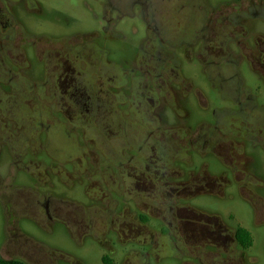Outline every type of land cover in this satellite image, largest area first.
<instances>
[{
	"label": "flooded vegetation",
	"instance_id": "obj_1",
	"mask_svg": "<svg viewBox=\"0 0 264 264\" xmlns=\"http://www.w3.org/2000/svg\"><path fill=\"white\" fill-rule=\"evenodd\" d=\"M15 1L20 0H0V27L3 31L13 30ZM148 1L130 0L129 4L139 5L141 14L149 17V23L153 22V36L149 37L145 32L140 40V59L135 61L138 57L136 51L124 57L114 64L118 67L117 74H114L110 70L113 62L109 63L106 52L101 50L106 54L101 61L106 63V70H103L102 81L97 84L91 80L87 84L83 82L81 76L86 72H79L77 59H70L73 50L69 45L65 49L66 58L53 64L58 70L47 75L49 78L44 76L45 79L38 85H30L20 72V65L17 64L16 70L5 65L2 55L12 62L8 55L15 52L11 43L15 33L0 31V84L4 82L2 76H8L5 81L7 89H0V109L6 111L5 115H17L18 118H13L25 125L13 134L0 121V153L12 154L7 163V176L15 181L19 174L25 175L30 181L36 180L41 188L46 183L41 179L47 181L56 175L61 178L62 175L73 174L75 178L76 173L84 169V164H75L67 158H59L56 163L49 164L45 162L46 155L38 164L28 157L24 160L30 146L29 139L35 136L34 129L30 130L34 121L29 119V109L33 107L38 109L35 118L44 135V152L51 149L46 133L52 125H58L66 139L73 137L71 130L65 129L62 124L53 121L46 124L48 114L38 104L36 107L31 105V98L27 95L29 89L34 86L43 93L47 87L60 114H65L67 119L77 115L80 123L74 119L73 127L81 125V121L83 123L86 119L89 125H94V133L100 135L102 142L105 141L103 148L99 145L105 164L103 180L107 183L110 181L107 178L111 177L114 184L122 181L124 192H118V187L116 189L113 185L112 189L106 190L95 186L93 193L102 200L120 201L116 224L120 230L134 233L147 225L152 228L157 226L159 230L155 231L160 233L176 231L181 241L191 247L210 242L222 244L224 248L228 242H236L244 250L236 237L238 227L229 231L219 216L194 207L190 200L195 194L213 193L214 189L216 191L222 186L238 184V177L235 176L239 172L237 164H254L251 152L254 148L264 152V104L257 103L239 75L240 69L245 67L261 77L264 83V35L253 27L256 18L264 19V0H153V7ZM159 2L165 4L166 17L162 21L156 17L160 12L157 7ZM105 3L116 8L114 0H106ZM249 20H252L250 26ZM145 27L148 28V23ZM23 37H27L26 34ZM27 45L33 47L34 44ZM95 51H100V48H92L90 56L99 61L93 54ZM53 60L54 57L49 61ZM192 64L203 74L207 88L223 102L221 106H214L210 119L194 118L191 111V102L203 107L210 103L206 90L190 74H184V68ZM93 84L98 85L96 89L91 88ZM160 100L166 101V107L163 112L157 113ZM128 112L133 116L131 121L125 118ZM223 114L227 116V124H224L227 128L223 127ZM256 114L260 115L257 119ZM101 115L103 119L98 122ZM169 116L172 117L171 123L176 120L183 123L175 125V128H165L161 119H168ZM86 135L94 134L88 131ZM238 138L258 147L244 150ZM210 155L220 164V170L214 176L209 175L203 166L209 164L205 158ZM237 155H243L244 160L237 162ZM177 159L180 164H185L188 178L169 182L168 166H172ZM9 164L15 167L13 174H10ZM63 164H71L74 172L61 169ZM111 168L116 169L117 177L110 172ZM250 171L241 179L242 184H238L241 194H246L243 188L256 180ZM11 185L26 189L20 192L26 206L29 208L32 205L43 222L64 219L62 206L65 202L59 196L38 187L33 188L37 194L30 199L31 184ZM15 190L19 192V189ZM153 199L168 201L165 210L168 220L165 223L152 225L149 222V219L160 220L158 209L155 208L156 213H153V205L146 202ZM131 202L138 208L135 214L125 212ZM96 205L93 203L90 207L96 210ZM113 209L108 201L103 212L112 215ZM29 219L42 229V223L36 217ZM17 220L14 219L13 223ZM8 222L9 216L6 215L5 226L9 225ZM111 223L115 226V220ZM5 239L4 235L3 242Z\"/></svg>",
	"mask_w": 264,
	"mask_h": 264
},
{
	"label": "rangeland",
	"instance_id": "obj_2",
	"mask_svg": "<svg viewBox=\"0 0 264 264\" xmlns=\"http://www.w3.org/2000/svg\"><path fill=\"white\" fill-rule=\"evenodd\" d=\"M105 2L106 0L15 1L13 30L9 28L3 31V27H0L2 32L12 33L13 31L15 33L11 41L15 52L8 55L12 58V62L2 55L5 65L12 67L13 70H16L17 64L20 65L19 70L28 83L38 85L45 79L44 76L49 78L47 75L58 70V67L53 64L55 61L66 58L65 49L70 45L73 50L70 59L72 61L77 59V70L86 72L81 76L84 83L87 84L91 80L97 84L102 81L103 70H106V63L102 62L106 54L109 63L113 62L110 65L111 72L117 74L118 67L114 64L124 57L137 52L138 57L135 61L140 59L142 54V50L139 49L140 40L145 32L149 37L153 36V22L149 23V17L141 14L139 5L129 6L130 0H114L116 8ZM148 2L153 7V0ZM157 7L160 12L156 14V17L162 21L166 17L165 4L159 2ZM165 21L166 19L163 22ZM251 21H248L249 26ZM147 23L148 28L145 27ZM253 27L258 28L259 33L264 35V19L256 18ZM24 34L27 37H23ZM248 42L251 43V40ZM28 43L34 44L33 47L27 45ZM95 47L100 48V51L93 52L96 60L99 61H94L90 56L92 48ZM53 57L54 60L49 61ZM184 70V74H190L195 82L206 90L210 102L206 107L197 106L191 102L194 118L210 119L214 106H221L222 100L207 88V82L195 64L187 66ZM239 75L244 85L255 96L257 103L264 104L262 78L245 67L240 69ZM7 77L5 74L2 76L4 82L0 84V89H7L5 86ZM96 84H93L94 87L92 85L91 88L96 89L98 86ZM38 90L34 86L29 89L27 95L31 98V105L36 107L38 104L39 108L48 114L49 117L45 119L46 124L52 121L62 124L65 129L71 130L73 137L66 139L62 129L58 125H52L46 133L51 149L44 152L46 149L44 135L41 126L37 127L35 118L38 109L33 107L29 109L31 112L29 119L34 122L29 128L34 129L33 135L35 136L29 139L30 146L24 160L28 157L38 164L37 162L46 155L48 157L45 162L49 164V162L56 163L59 158H67L75 164H84V169L76 173L75 178L73 174L71 176L62 175L61 178L56 175L47 181L41 179V182L46 183L40 188L36 180L30 181L22 174L12 181L7 176V163L10 162L12 154L9 155L5 151L0 153V255L2 257L20 259L27 264H264V152L259 148H254L258 146H252L251 142L238 138L244 150L254 148L251 151L254 164H237L239 172L235 173L239 185L242 184L241 179L246 176V172L250 170L256 178L250 185L247 184L243 188L246 194L240 193L238 184H231L222 186L216 191L214 189L213 193L195 194L190 200L194 207L208 214L219 216L222 224L229 231L239 226L245 228L251 236L249 247L243 250L236 242H228L224 248L222 244L215 245L210 242L191 247L181 241L180 234L176 231L160 233L155 231L159 230L157 226L152 228L147 225L148 227L134 233L122 231L116 225L119 220L117 212L120 209V201L102 200L93 193L95 186L106 190L107 188L112 189L113 185L116 189L118 187V192H124L122 181L119 178L118 184H114L111 177L107 178L110 180L107 181L108 184L103 180L105 164L100 146L103 148L105 141L102 142L100 135L94 133V125H89L86 119L83 123L81 121L82 126L77 124L79 126L73 127L77 115L67 119L65 114H60L56 110L55 100L49 95L48 88L46 87L43 93ZM165 103V100L159 103L156 108L157 113L164 111ZM5 113L6 111L0 109V121L12 130L13 134L16 133V129L25 127L24 124L14 119L18 118L17 115H5ZM258 116L260 117L256 114L255 118L257 119ZM125 118L131 121L133 116L128 112ZM171 118V116L168 119L162 117L165 128L168 126L175 128V125L183 123L179 120L171 123ZM221 118L223 127H225L227 116L223 114ZM102 119L103 117L98 122ZM76 122L80 123L79 119ZM88 131L94 135H86ZM116 144L117 141L114 145ZM205 159L209 163L203 164L206 172L212 176L216 175L220 170V164L211 155ZM238 160L243 161L244 156L237 155V162ZM64 165L61 169L73 171L71 164ZM185 168V164H180L178 159L172 166L169 165V182L187 179L188 171ZM14 170L15 167L9 164L10 174H13ZM110 172L117 177L116 169L111 168ZM35 173H37L36 170ZM27 182L31 184L30 199L37 194L33 188L38 187L42 190L48 189L59 196V199L65 202L62 206L65 211L64 219L61 218L60 222H43L41 215L35 208H32V205L28 208L24 197L20 194L23 189H26H22V186L11 185ZM15 189H19V192ZM11 198L14 199L11 200ZM108 201L110 207L114 208L112 215L107 211L106 214L103 212ZM146 202L153 205V213H156L155 208L158 209L157 217L160 220L149 219L152 225L153 223L159 225L168 220L165 211L168 201L153 199V201L147 200ZM93 203L98 204L96 210L90 207ZM8 205L10 207H7ZM99 206H101L100 209H98ZM130 211L132 214H135L134 211L138 212V208L133 206L132 202L128 204L125 212ZM6 215L9 216V225L5 226ZM32 216L42 223V229L29 219ZM14 219L18 220L13 223ZM111 220H115V226L111 225ZM4 235L6 239L3 242Z\"/></svg>",
	"mask_w": 264,
	"mask_h": 264
},
{
	"label": "trees",
	"instance_id": "obj_3",
	"mask_svg": "<svg viewBox=\"0 0 264 264\" xmlns=\"http://www.w3.org/2000/svg\"><path fill=\"white\" fill-rule=\"evenodd\" d=\"M236 237L242 247L247 248L251 245V236L249 235V232L245 228L238 227L236 230ZM0 264H27V263L20 259L4 258L0 255Z\"/></svg>",
	"mask_w": 264,
	"mask_h": 264
}]
</instances>
